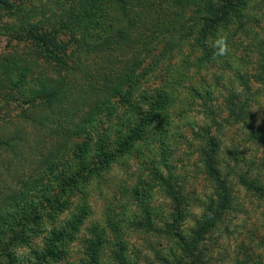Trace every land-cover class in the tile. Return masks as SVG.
I'll return each instance as SVG.
<instances>
[{"label": "rangeland", "instance_id": "rangeland-1", "mask_svg": "<svg viewBox=\"0 0 264 264\" xmlns=\"http://www.w3.org/2000/svg\"><path fill=\"white\" fill-rule=\"evenodd\" d=\"M0 1V58L26 57L25 44L16 37L28 28L59 32V39L64 41L75 42L74 39L81 40L86 35V21L80 23L79 30L61 28L77 15L83 17L88 0ZM247 1L250 34H237L235 20L221 29L220 35L227 37L230 44V53L213 58L201 70L192 65L185 72L176 94L177 104L172 107L168 131L156 135L159 126L154 123L145 140L133 145L128 154L117 156L114 168L105 175L111 179L110 186L105 184L102 191L97 179L81 181L77 189L64 186L60 191L62 181L46 175L43 186L38 185L30 198L43 203L41 195L47 187L50 188L49 198L56 196L58 202H53L51 209H43L39 223L22 234L21 241H11V233L5 236L6 242L11 241L7 248L13 253V261L0 257V264H86L90 258L85 248L94 239L92 233L96 227L105 229L109 242L104 250V263L117 264L112 251L118 238L108 227L107 220L123 216L131 219L121 225V231L126 234L125 254L133 262L164 264L165 256L171 259L170 251L183 254L187 260L188 255L182 252L178 239L165 232L151 233L145 228L147 213L155 219L156 228L165 231L178 209V202L166 190L172 185L183 201L181 233L190 243L197 221L204 220L210 207L218 211L222 204L218 179L225 183L230 202L215 227L199 244L198 264H264V140L261 139L264 136V0ZM148 40L145 38L137 55L144 59L141 69L149 62ZM97 54V51L90 52L92 56ZM147 73L134 95V101L141 102L144 109H147V100H142L140 90L150 95L159 83L167 81L164 73L159 72L155 77L149 74L147 77ZM174 79H179V75ZM31 85L28 72L19 64L13 63L0 72V92L13 89L19 97L26 94L24 87ZM41 113L43 116V110ZM15 121L9 123L10 132L22 129L25 138L31 137L28 139L45 133L38 124ZM137 121L138 117L132 116L124 106L112 115H98L96 127L106 129L101 147L107 152L113 151L127 138L129 129L135 127ZM94 136L93 151L98 139L96 130ZM29 149L25 152L31 153ZM75 155L78 153L71 149L59 168L68 170L72 165L79 171L81 164ZM209 161L218 171V178L209 173ZM50 163L54 165L55 161ZM246 181L263 190H252ZM81 206L87 207L89 216L79 224L73 213ZM53 242L55 245L51 246ZM45 253H55L58 259L52 256L44 262Z\"/></svg>", "mask_w": 264, "mask_h": 264}, {"label": "trees", "instance_id": "trees-1", "mask_svg": "<svg viewBox=\"0 0 264 264\" xmlns=\"http://www.w3.org/2000/svg\"><path fill=\"white\" fill-rule=\"evenodd\" d=\"M248 3L247 0H108L106 4L103 0H88L83 17L77 15L74 21L64 23L61 28L79 30L80 23L86 21L88 29L83 39L64 41L59 39V32H40L35 28H28L16 37L19 42H24L28 53L26 57L0 58V72L9 69L13 63L19 64L25 67L29 83L33 85L24 87L26 94L19 97L13 89L0 92V257L13 261V253L8 249L10 242L21 241V235L39 223L43 209H51L53 202H58L56 196L49 198L50 188L47 187L42 191L43 203L30 198L38 185L43 186L46 175L62 181L60 191L64 186L77 189L79 182L91 179L98 180V188L102 191L105 184L110 186L111 179L105 175L114 168L117 156L128 154L133 145L145 140L154 123L159 126L156 135L168 131L167 127L170 128L172 123V107L177 104L176 94L185 72L192 65L201 70L206 63L213 61L211 45L221 29L235 20L237 34H250ZM145 38L149 39L147 52L150 56L147 66L141 69L144 59L137 55ZM92 51L98 54L92 56ZM146 72L147 77L148 74L155 77L159 72L164 73L167 81L159 83L150 95L140 90L142 100H147V109H144L141 102L134 101V95L142 86ZM176 75H179L177 80L174 79ZM121 106L138 117L137 125L129 129L127 138L113 151L107 152L101 147L106 129L96 127L95 118L100 114L112 115ZM13 120L38 124L45 133L28 139L31 137L25 138L22 129L10 132L8 127ZM95 130L98 139L93 151ZM261 139L264 140V136ZM28 148L31 153L25 152ZM71 149L78 153L74 158H78L81 164L79 171H75L72 165L67 167L68 170L59 168ZM52 160L54 165L49 164ZM208 169L218 178L219 173L212 161H209ZM218 181L222 204L218 211L210 207L204 220L197 221L191 232L194 239L190 243L181 233L183 201L172 185L166 190L178 202V209L165 231L156 228L155 219L147 213L145 228L151 233L165 232L178 239L182 252L188 255L186 260L183 254L170 251L171 259L165 256L164 264L199 263V244L215 227L230 202L225 183ZM246 183L252 190H263L254 183ZM22 202L26 203L23 205ZM88 216L86 206L73 213L79 224ZM125 222H131V219L123 216L107 220L108 227L118 238L112 258L117 264H138L125 254L126 234L121 231ZM104 232L105 229L100 227L93 230L94 239L85 248L90 258L86 264H106L104 250L109 242ZM10 233L12 240L6 242L5 236ZM50 257L56 259L57 255L45 253L42 256L44 262Z\"/></svg>", "mask_w": 264, "mask_h": 264}, {"label": "clouds", "instance_id": "clouds-1", "mask_svg": "<svg viewBox=\"0 0 264 264\" xmlns=\"http://www.w3.org/2000/svg\"><path fill=\"white\" fill-rule=\"evenodd\" d=\"M213 58L224 57L230 53V44L227 37L218 34L212 43Z\"/></svg>", "mask_w": 264, "mask_h": 264}]
</instances>
